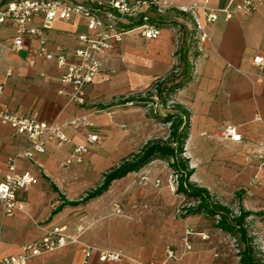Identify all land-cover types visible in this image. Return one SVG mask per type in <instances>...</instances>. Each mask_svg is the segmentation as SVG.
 <instances>
[{
    "label": "crops",
    "instance_id": "0c3cea01",
    "mask_svg": "<svg viewBox=\"0 0 264 264\" xmlns=\"http://www.w3.org/2000/svg\"><path fill=\"white\" fill-rule=\"evenodd\" d=\"M10 1L0 0V8ZM164 1L198 5L204 22V10L219 11L217 22H205L209 40L203 52L196 48L194 28L186 16H177L183 24L162 29L154 40L137 32L126 34L121 42L113 41L101 59L103 70L86 90V106L70 102L71 87L62 83L65 69L56 59L38 56V41L25 40L16 51L14 26L0 27V106L17 116L56 124L70 140L66 145L47 144V153L35 161L18 160L17 173H31L39 182L20 194L23 212L7 218L0 204V259L19 254L25 245L40 241L47 229L62 226L79 244L28 264H82L85 246L90 247L87 264H241L230 247L234 236L216 229L205 216L172 219L171 200L163 191H146L142 197L151 196V205H138L140 194L125 186L137 173L115 181L95 200L71 205L99 187L131 146L123 129L134 127L139 108L119 104L138 99L161 81L174 80L170 75L178 60L183 71L179 81L185 63L194 66L191 81L170 98L190 115L186 146L195 169L191 184L229 208L235 203L252 213L248 228L264 253V163L259 160L264 150V70L254 64L256 57L264 58V4L253 14L226 21L220 11L231 0ZM81 34H88L83 19L56 21L48 31V50L71 57L80 47L75 37ZM178 37H182L179 50ZM82 117L92 125L69 126ZM228 127L236 129L239 141L224 137ZM89 135L98 136V142L89 145ZM76 145L88 146L90 153L82 164L65 167ZM30 146L27 137L0 125V183L9 172L8 160ZM169 249L177 260H167ZM102 252L120 253L123 258L102 263Z\"/></svg>",
    "mask_w": 264,
    "mask_h": 264
},
{
    "label": "built area",
    "instance_id": "2783aa9c",
    "mask_svg": "<svg viewBox=\"0 0 264 264\" xmlns=\"http://www.w3.org/2000/svg\"><path fill=\"white\" fill-rule=\"evenodd\" d=\"M209 1V0H205ZM264 4V0H231L230 5L220 11L226 21H230L235 15H250L255 13ZM201 9L196 4L178 5L164 0H11L0 8V27L11 24L15 29L14 47L20 51L25 40H36L39 43L38 56L46 61L56 59L58 66L65 69L62 83L71 87L69 100L77 106H86V90L93 84L96 77L103 70L101 59L112 49V42H121L123 36L131 32H137L146 40L157 39L162 29L152 25L156 18L167 19L173 16H186L194 26L197 50L203 52V45L209 40L206 33L205 22L213 24L218 21L219 11L204 10V19L200 16ZM81 18L87 24L88 34L75 37L80 47L71 57L64 54L53 55L48 50V31L56 21H70L73 18ZM169 20V19H168ZM142 22V25L129 30L128 25L134 22ZM39 22V24H35ZM254 64L260 70H264V58L258 56ZM10 76V73H9ZM2 88H0V93ZM0 125H8L20 135L25 136L31 142V146L21 155L11 157L8 160V174L0 183V204L3 215L7 218L14 217L24 211V203L20 201V194L38 185L39 179L31 173L18 174L17 162L20 158L35 161L39 156L47 153V144L70 143L68 137L56 124L39 123L35 119L26 116H17L10 110L0 106ZM88 117L75 119L69 123L72 128H86L91 126ZM224 137L233 141H239L236 129L228 127ZM88 144L98 142V136L89 135ZM90 150L86 145L74 146L65 167L82 164ZM259 160L264 163V150L259 153ZM162 185L160 180L156 187ZM173 193L178 190L177 183H171ZM198 203L193 204L195 207ZM120 214V211L117 212ZM79 244V240L70 235L65 227L54 226L46 230L42 239L38 242L25 245L21 252L14 256L0 259V264H28L31 259L46 256L68 246ZM187 250L191 247L187 245ZM85 260L88 263L90 247L85 246ZM167 260H177L175 252L167 250ZM123 256L120 253L102 252V263L119 262Z\"/></svg>",
    "mask_w": 264,
    "mask_h": 264
},
{
    "label": "trees",
    "instance_id": "16d2710c",
    "mask_svg": "<svg viewBox=\"0 0 264 264\" xmlns=\"http://www.w3.org/2000/svg\"><path fill=\"white\" fill-rule=\"evenodd\" d=\"M152 25L166 29L171 28L173 23L164 18H156L151 21ZM142 25V22H134L127 26L129 30ZM195 56V54H194ZM193 63L189 61L184 65L185 75L182 80L177 82L175 79L171 81H161L155 87V91L159 97L166 93L165 103H170L171 96L174 91L185 87L191 81V73L193 71ZM173 78V77H172ZM153 102L146 99H129L119 105H138ZM151 104V103H150ZM179 112L175 115H165L164 120L170 123L169 139L166 142H158L147 145L140 154L124 161L116 169L108 173L103 183L95 190L87 194L80 203L85 204L103 196L110 189L111 185L118 180L126 178L128 175L140 172L145 167L157 160H164L169 167L177 173L178 194L198 203L195 207L184 209L182 219L194 216H205L213 220L214 227L224 233L234 236L238 241L241 264H264V255L257 250L255 246V238L250 234L247 221L252 213L239 209L235 212L231 208L212 200L210 193L190 183L193 171L189 169V160L183 158L184 147L189 137L190 115L189 113L176 107ZM157 113V112H155ZM157 115V114H156ZM158 118V116H156Z\"/></svg>",
    "mask_w": 264,
    "mask_h": 264
},
{
    "label": "rangeland",
    "instance_id": "374dc122",
    "mask_svg": "<svg viewBox=\"0 0 264 264\" xmlns=\"http://www.w3.org/2000/svg\"><path fill=\"white\" fill-rule=\"evenodd\" d=\"M188 21L189 24L194 28L191 21L190 20ZM183 22H184L183 19L172 20L170 21V23H173L171 28H178L180 27L181 24H183ZM194 37H195V32H194ZM178 42L179 44L177 45V49L179 50L180 45L182 43V37H178ZM175 56H177V58L179 57L178 54H175ZM181 75H183V71L181 70V65L178 60L177 65L175 66L170 76H172L173 78H175L176 81L178 80L179 82ZM156 85L151 90L145 92L143 95H141L138 98V99H146L153 102L134 105V107L139 108V111L135 113V117H134V119H136L135 125L132 129H128V128L123 129L126 133V136H129V141L131 143V146L130 148H127L126 152L123 154L124 158L121 161L120 165L124 161L132 158L133 156L140 154L141 151L147 145L158 142H166L169 139L170 123H166L164 117L165 115H175V113H178L179 110L176 108L177 102H175V104L165 103V99L167 98L165 92H163L162 97L158 96V94L155 91ZM176 92L177 90L174 91L173 94H175ZM156 116H158V118ZM196 149L197 148L194 149L191 148V150H193L194 152ZM188 152H189V148L185 146L184 154H183L184 159L187 160L189 159ZM189 169L194 173L195 170L194 166H192L190 162H189ZM106 175H104V177ZM155 180H160L162 185L160 187H156L155 186L156 182L154 183ZM170 181L171 183H177L178 181L177 173H175L173 169L169 167L166 161L157 160L151 163L150 165H148L147 167H145L140 172H137V174L133 176L130 182L127 183L125 186L126 188H134V192L140 194V196H137L138 197L137 203L140 206L151 205V196L148 199L142 197V194H145L146 191H151V190L163 191L162 193H166L167 194L166 197H169L171 200L170 209H171L172 219L174 217L182 218V215L184 214V209L191 208L195 203L194 201L186 198L185 196L179 195L178 192L173 193L170 188ZM102 183L103 181L101 180L100 185ZM190 183H191V178H190ZM211 197L213 201L219 202L215 196L213 197L211 195ZM230 208L235 212H238L240 207L236 206L234 203L233 205H231ZM208 220L211 222L213 221L211 219ZM230 247L234 251V255L238 256L239 246H238V241L235 237L231 238ZM257 250L264 255V253L259 248H257Z\"/></svg>",
    "mask_w": 264,
    "mask_h": 264
}]
</instances>
